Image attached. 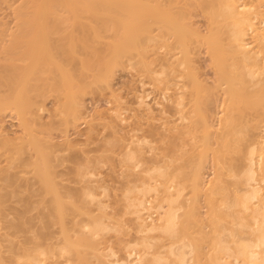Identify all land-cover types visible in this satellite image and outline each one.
<instances>
[{
  "label": "bare ground",
  "instance_id": "bare-ground-1",
  "mask_svg": "<svg viewBox=\"0 0 264 264\" xmlns=\"http://www.w3.org/2000/svg\"><path fill=\"white\" fill-rule=\"evenodd\" d=\"M170 1V5H165L160 0H25L16 11L19 32L13 35L9 45L1 51L0 60L3 55L5 61L26 63V68L16 65L3 67L0 62V79L9 85L22 79L25 86L32 75L45 79L47 28L53 20L51 16L60 13L75 15L73 21L81 29L89 31L95 39L101 38V31L94 25L95 21L86 25L79 17L82 13L97 16L96 22L104 31L116 24L122 27L124 34L118 40L115 38L117 50L114 58L111 54L114 63H118L125 47L138 46L143 42V37L154 41L150 35L153 22H157L161 31L158 32L163 34L157 40L169 52L176 49V44L183 45L187 31L197 38L202 37L189 22L181 20L180 9L173 7V0ZM241 1L197 0L199 6L209 14L210 51L216 60L220 80L228 85L221 127L215 129L205 114L203 125L195 121L203 128L205 147L211 149L215 145H211V140H215L217 146L213 147L216 177L209 187H206L207 181L202 173L203 157L190 172L185 168L173 169V161L169 163L165 159L162 164L159 163L155 168L152 165L148 169L151 179L155 180L154 185L137 180L139 186L130 181L132 184L123 188V202H118L122 203V210L110 212L107 211L109 205L98 198L96 189L86 187L73 192L66 186L60 187L55 173L49 168L47 153L39 149L40 158L34 162V166L44 192L52 196L50 209L55 211L58 218L50 214V218L44 221L47 230L39 236L44 240L37 242L33 251L25 249V255L18 258L19 264H44L47 256L58 257L54 264L61 258H65L62 264H264V26L256 23L263 10L258 5ZM250 35L252 41L248 39ZM89 36L84 35L80 43L84 48L92 49L95 58L94 62L91 59L83 61V65L86 69H94L98 64L100 73L94 75L98 77L109 67L106 58L113 44L107 42V53L103 52L104 49L96 51ZM172 38L174 41H171ZM22 47L24 52L20 54ZM168 56H162L160 72L155 71L165 83L171 80H166L171 73L178 72L179 65L185 64L179 57H174L171 63ZM22 68L27 70L20 73ZM194 77L195 89L199 92L204 90L206 84L197 75ZM183 93H180V97ZM25 96L23 90L12 99V104L24 119L25 109L29 105ZM139 100L140 104L147 103L142 95ZM180 100L178 106L183 108V100ZM9 104L10 99L0 100V113ZM145 105L149 106L148 103ZM139 107L143 108L141 105ZM73 108L77 109L75 99ZM198 114H202V109H198ZM118 122L125 124V121ZM141 153L139 147H129L122 161L139 167L142 163ZM81 168L85 169L84 165ZM120 171L121 174L125 172ZM83 172V177L88 175ZM130 172L123 175H131ZM188 182L192 191L189 198L184 195ZM102 192L107 194L108 189L104 188ZM135 192L144 196L154 192L157 194V198L153 199L156 205H150L153 200L147 202L145 199H132ZM204 197L206 214L202 212ZM92 205L96 209H92ZM153 208L156 209V216ZM126 210L135 216L134 226L125 219ZM10 228L15 230L14 233L20 232L23 225L11 221ZM9 236L8 232L3 234L0 231V264H13L4 255L11 250H2L3 242H10ZM119 250L123 252L122 258L117 256Z\"/></svg>",
  "mask_w": 264,
  "mask_h": 264
},
{
  "label": "rangeland",
  "instance_id": "rangeland-1",
  "mask_svg": "<svg viewBox=\"0 0 264 264\" xmlns=\"http://www.w3.org/2000/svg\"><path fill=\"white\" fill-rule=\"evenodd\" d=\"M24 1L0 0V53L9 45L13 35L19 32L16 11ZM160 1L165 5H170L171 2ZM241 2H249L262 8L263 13L256 23L264 26V0ZM172 6L180 9L181 20L189 22L202 37L197 38L187 31L183 45L176 44V49L169 52L157 40L163 34L159 33L161 31L157 22H153L150 35L154 41L143 37V42L138 46L125 47L122 50L124 55L121 53L118 63H114L117 40L124 34L122 27L116 24L104 31L96 22L97 16L82 13L79 17L86 25L95 21L94 25L101 31V38L95 39L89 31L81 29L73 21L75 15L60 13L51 16L53 20L47 28L49 46L47 45V64L44 66L47 71L43 76L45 79L32 75L26 86L22 79L16 80L13 85L0 79V100L10 99V104L0 113V231L10 234V242H3L2 250H11L4 255L13 264L20 263L18 258L25 255V249L33 251L37 242L44 240L39 236L47 230L44 221L50 218V214L57 217L55 211L50 209L52 196L44 192L34 166V162L40 158L39 149L47 153L49 168L55 173L60 187L66 186L73 192L92 187L96 189L98 198L109 205L107 211L110 212L122 210V203L118 202H123V190L132 183L140 186L141 181H145L154 185L155 180L151 179L148 169L152 165L155 168L159 163L162 164L165 159L173 161V169L185 168L190 172L203 157L202 173L205 182L207 181L206 187L215 179L217 166L213 147H217L216 142L211 140V145L215 144L211 149L205 147L206 138L201 124L205 114L209 122L215 125V129L221 127L228 85L220 80L216 60L210 51L208 39L211 35V22L208 12L199 6L197 0H173ZM55 18L58 20H54ZM87 34L96 51L104 49L106 51L103 52L107 53V42L113 44V48L109 50L111 53L106 58L109 60V67L98 77L94 76L100 73L98 64L94 69H86L83 65V61L95 58L92 56V49H86L80 43V39ZM248 39L252 41V35ZM19 52L23 54L24 48ZM165 55L171 63L174 57L185 62L184 66L177 67L178 72L167 77L166 80H171L166 83L157 74L161 69L162 56ZM0 62L3 67L16 65L26 68V63L5 61L3 55ZM24 70L27 69H20V73ZM193 74L206 84L204 90L199 92L195 89ZM173 78L180 79L175 81ZM177 83H180L179 87H176ZM23 90L26 93L25 99L29 102L25 109V119L12 104V99ZM180 93L184 95L181 94L180 97ZM141 95L149 106L145 105L147 103L140 104ZM74 99L77 109L73 108ZM179 99L183 100V108L178 106ZM139 105L145 106L141 108ZM197 108L202 109L201 115ZM116 115L119 117L116 118ZM116 119L125 121V124ZM195 121L201 124L198 125ZM127 146L141 149L140 162L144 167L141 164L135 167V164L131 166L123 163L122 159L129 149ZM88 162L92 163L91 166ZM83 165L85 169L81 168ZM120 170L131 171V175L124 176L125 172L121 174ZM83 171L88 173L85 178L81 174ZM190 187L188 182L184 191L187 198L192 196ZM104 188L108 189L107 194L102 192ZM153 194L154 192L144 196L135 192L131 198L145 199L148 202L157 198V194ZM154 203L153 200L150 205L155 206ZM202 205V212L206 214L205 197ZM92 209H96V206L92 205ZM126 211L125 219L134 226L135 216L130 214V210ZM152 211L156 216V209L153 208ZM11 221L22 224V231L14 233L15 230L10 228ZM117 256L122 258L123 252L119 250ZM56 261L58 257L47 256L44 264H54ZM63 262L65 258H61L57 264Z\"/></svg>",
  "mask_w": 264,
  "mask_h": 264
}]
</instances>
